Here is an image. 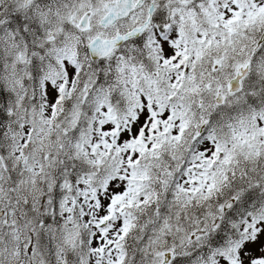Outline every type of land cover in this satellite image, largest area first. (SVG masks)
I'll use <instances>...</instances> for the list:
<instances>
[{
    "label": "snow or ice",
    "instance_id": "1",
    "mask_svg": "<svg viewBox=\"0 0 264 264\" xmlns=\"http://www.w3.org/2000/svg\"><path fill=\"white\" fill-rule=\"evenodd\" d=\"M0 264H264V0H0Z\"/></svg>",
    "mask_w": 264,
    "mask_h": 264
}]
</instances>
